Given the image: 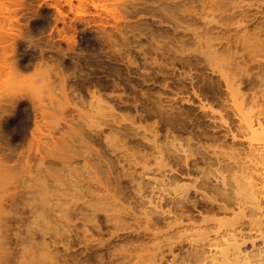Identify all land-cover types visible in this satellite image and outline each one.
<instances>
[{"label": "rangeland", "instance_id": "1", "mask_svg": "<svg viewBox=\"0 0 264 264\" xmlns=\"http://www.w3.org/2000/svg\"><path fill=\"white\" fill-rule=\"evenodd\" d=\"M118 1L120 0H0V83L9 78L10 74L6 69L15 60L17 61L18 70L25 75H29L25 79L31 78V72L34 71L36 63L39 66L44 64L45 60L49 58L55 59L57 64L53 90L46 101L29 103L25 99L0 98V264H154L151 257L157 252L155 241L153 244H151L152 242L149 244H136V240L130 234V237L126 235V238H121V240L117 239L116 241L113 238L111 240L107 230L113 231V228L107 227L104 224L103 217L100 215L98 216L102 231L100 233L104 237L101 234L93 233L94 238L97 239L92 244L90 242L92 239H90L87 242L88 245L90 243V246L87 247L88 245L83 244L81 241L82 222L71 211L80 207L83 211L89 212L92 208L101 209L105 207L111 214H123L124 211L133 206L127 203L130 201H127L117 189V175L120 185L122 187L126 185L127 188H130L129 179L124 176L125 173L116 166L115 170L108 174L105 166V162L111 156L110 146L124 152L121 148L122 143L116 139H111L109 142L102 141L99 144H94L88 140L89 130L98 129L99 125L103 129L101 121L107 116L113 114L117 120L121 121L123 119L129 121L132 117L135 118V124L139 131L150 136L155 135L157 132L159 136L155 143L159 149L139 148V150H136L130 148V145L125 147L128 152H126V156L129 158V169H135L138 173L143 171L147 176L150 174L149 177H156L162 165L158 151L165 150L169 144V139L165 137L166 130L164 129L163 118L159 114H156L157 117L154 116L152 119L143 118L145 113L142 110L145 107L154 110L153 108L156 106V99L154 100V98H156L157 94L161 93L162 99L165 96V99H163L166 101L165 103L163 101L164 105L169 100L176 102L174 107H176L175 112L177 115L179 114L178 112H181L184 114L185 119L187 118V121L191 117L190 121L193 120V122H184L186 126L187 124L189 126H187L186 131H190V128L194 127L192 124H197L198 122L199 128L204 129L205 134L209 133L208 136L206 135L208 139L205 137L204 139L201 138L199 143L194 138L188 137L185 131V133H181L182 136L178 134L180 137L177 136V144L181 142L183 143L181 145L186 146L189 143L193 145L198 142L200 145L203 144L204 146L205 144V147H207L212 143L208 147H213L214 150L217 148L218 151L220 150L219 148L223 147L219 145L226 142L225 151L224 147L220 151L225 152L224 157L231 154L235 155L233 152L237 151L242 153L240 151L242 149L243 151L246 150V143L250 140V137L245 136V134L242 137L244 131L239 125L241 124L239 122L242 118L241 114L247 117L250 115L255 117L257 111L260 113L259 110H261L260 115H264V98H261L263 97L261 95L255 98L254 79H252L251 83H247L250 80H245V83L242 81L244 84H241V86L236 82L235 86H233L235 88L232 89H237V84L241 88L236 91H230L232 89H226V85L220 79V81L218 80V76H215L216 72H211L203 57H200L198 53L184 57L195 61H191L193 62L192 66L195 64L193 67L187 64L182 65L177 59L176 62L174 59L172 61H174L175 65L172 68L170 61L166 59L173 56L172 52L168 51L164 54L155 52L147 36L141 33L137 35V30L132 31L130 27H132L133 23L138 25L136 21L139 22L138 18L141 20L142 17L140 16L142 15L143 22L149 21L151 24L153 18L151 17V21L149 20L150 14L147 10L153 7L152 4L156 0L154 2L153 0H142L147 4L152 1V4L148 5V7L152 6L149 9L146 6L147 4L144 3V5L143 2H140L141 0H136V3L140 2L143 5L141 7L139 6L140 3H138V5L132 6L134 9L135 7H137L136 9L147 8V12L145 9H141L142 13L144 11L145 14L139 12L138 15L137 12L136 15L134 14L135 11L134 9V12L132 11V7L127 0L124 2L125 5L123 7L125 6V8L123 12L127 9V3L132 13L126 12L127 10L123 13L119 5L122 1L119 3ZM261 1L263 6L260 3L258 4V2H255V6L258 5L259 8L264 9V0ZM133 3L135 4V0ZM133 3L131 4L133 5ZM154 5L156 6L157 3ZM130 13L134 15L133 18L131 17L133 15L129 16ZM129 21L131 23L133 21V23L130 24ZM119 22L130 24L131 32L128 31V25L124 23L123 25H125L127 32H125L126 29L123 26L124 29H119L122 25ZM119 30L121 31L119 32ZM261 34L258 33L259 36ZM29 36L38 39V43L42 46L41 51L40 49L28 47L24 38ZM261 38L264 40V35H261ZM143 53L145 54L144 57ZM260 54V57L257 56L258 60H261L264 64V52ZM154 56L159 58L157 59L158 61L161 59L160 63L162 64L157 61L159 64H156V62L154 65L152 60ZM246 56H244L245 59ZM148 58H151L152 61L149 62L150 59ZM226 58L225 60H219L218 66H226L225 68L228 71L227 65L231 59H228L229 57ZM162 59L166 61L164 62ZM167 61L168 63H166ZM246 62L249 67L255 65L254 58L253 62L247 59ZM165 63L166 65L169 64L170 67L168 65L165 66ZM173 71L174 73L172 74L174 75H171ZM251 72L255 74V69ZM171 78L174 81L176 78L178 81L176 80L177 82L172 83ZM164 79L169 83V90H163L160 87ZM177 86H185L186 89L188 86L187 92L189 94L184 91L182 92L183 94L178 91V94ZM228 91L230 92L228 93ZM196 92L198 95H196ZM177 94L179 99L178 97L174 98ZM186 96H189L195 104L194 102L187 103L185 98H189ZM118 97L122 99V102L127 101V105H134L132 103L135 101V105L138 104V109H131L130 105L129 108L123 109L125 110L123 111ZM141 107L143 108L142 110ZM111 108H116L117 110ZM205 110L206 112H204ZM255 110H257L256 113ZM138 112L142 115V121L138 119ZM134 114L135 117H133ZM228 117L229 119H227ZM237 117H240V119L238 120ZM161 121L163 125L160 124ZM213 121L216 124L218 123L219 127L221 124L223 125L221 127L225 132L226 138L219 135L222 129L217 127V125L215 126ZM213 124L215 127L211 128L210 125L213 127ZM227 126L231 131L229 132L230 136H228L229 129ZM216 127L218 132L213 131ZM211 129L214 133H210ZM216 132L217 137L220 136L226 139L223 140L225 142L222 141L221 144H218V147L217 143L222 138L219 137L218 141L215 136ZM210 135L215 136L217 140L211 139ZM232 136L236 139L234 138L233 140ZM190 140L192 141L190 142ZM214 144L216 145L215 147L212 146ZM230 147L234 150L232 149V151ZM70 149L78 155L77 161L73 163L72 168L67 165ZM207 149L210 150V148ZM125 168H128V166L125 165ZM69 173L78 176L80 179L93 178L97 184L95 190L97 193L96 198L98 199L82 198L81 200H76V198H73L70 202L72 201L76 205L69 208L66 202L69 197H59L57 205L59 216L57 214L58 217L51 223L46 209V202L53 190L52 180L57 181L54 193H58V189L62 187V181L69 177ZM129 188L125 192L131 196ZM25 190L30 191V195L27 198L22 195ZM13 195L16 196L15 202L10 203L8 198ZM64 215H68L71 220L69 229L71 233L68 239L64 232L66 225ZM21 216L24 218L22 223H17L19 222L18 218H21ZM13 217H16L15 220L17 219L18 221L16 222ZM142 225H140L141 228H143ZM210 227L212 228L210 229ZM210 227L208 231L212 234L215 231H221L226 226L210 225ZM249 229L246 227L245 232H248L249 239H253L255 243V231H250ZM186 233L190 236L194 234L193 230H188ZM100 238L104 244H102L103 246L99 244L100 247L98 249L96 245L99 240L101 241ZM190 238L191 240L196 239L194 236ZM105 239H108L106 243ZM107 243H110V245ZM248 244L243 248L250 249V244ZM84 245L89 249L86 252L84 251ZM91 245L93 246L91 247ZM103 247H108V249L106 250ZM222 247H219V249ZM90 248H95L99 251L92 253ZM81 251L87 254H82L86 257H81ZM98 255H101L99 261ZM100 258H103V260Z\"/></svg>", "mask_w": 264, "mask_h": 264}, {"label": "bare ground", "instance_id": "2", "mask_svg": "<svg viewBox=\"0 0 264 264\" xmlns=\"http://www.w3.org/2000/svg\"><path fill=\"white\" fill-rule=\"evenodd\" d=\"M120 1H118V3L120 2L119 5L121 6L120 8L123 12V9L125 8L123 5H125L124 2H126V0ZM127 1L131 7L143 2L142 0H139L140 2L136 3L135 0L134 4V0L132 2L131 0ZM154 1L155 0H153V2ZM256 1L257 0H156V6L154 5L155 3L152 4V1H150L153 5V7L151 6L152 8L148 7L150 3L147 4L143 2V4H147L146 6L148 9H151L147 10L146 7L143 9H136L137 7H135V10L132 7V11L134 9L135 15L136 12L137 15L139 12L142 13V10L144 9L145 11H149V20L153 18L152 21L154 26L152 25L151 20V24L147 21L148 18L146 20L147 22H143L142 14H145L144 11L142 14L140 13L142 15L140 16L142 17L141 20L138 18L140 23L136 21L138 25L136 23L134 24L133 21L132 27H130V24H132L130 21V24H127L128 21L126 24L124 22L123 23L128 25V27L126 26L127 28H132V31L137 30V35H140L139 33H141L144 36H147L148 41L153 46L155 52H159L160 54H164L168 51L172 52L173 56L171 58H166L170 61L169 63L171 67L175 65L173 62H176V59L182 65L187 64L188 66L193 67L195 64L192 66V63L195 61L184 57L198 53L200 57H203L211 72H216L215 76H218V80L220 79L226 85V89L230 90L235 88L233 86H235L234 84L236 82H238L239 86H241V84H244L247 80H250L247 83H251L252 79H254L255 98L260 95L263 96L261 98H264V64L261 60H258V57H260L259 55H261L260 53L264 52V40L261 38V35H264V9L259 8L258 5L255 6L257 2L263 6L261 4L263 1ZM131 3H133V5ZM143 4L140 3L139 6L142 7ZM126 6L127 9H125V11L127 10L126 12H131L127 3ZM131 13L129 16L133 15ZM126 15L128 14L126 13ZM131 17L133 18L134 15ZM115 23L117 22L115 21ZM123 23H120V25L122 24L120 27L123 26L125 28ZM117 25L119 26V24ZM120 27L119 29H124L123 27ZM130 28L128 29L129 32H131ZM120 31L121 30H119V32ZM125 32H127V29ZM258 33L262 34L259 36ZM245 51L247 52V56ZM144 56L145 54L143 57ZM244 56H246V59L250 62H253L254 58L255 67H249L247 64L248 61L246 62ZM226 57L231 59L230 63H227L228 65L225 64L228 66V71L225 68L226 66H218V61L225 60L227 59ZM148 59H150V61L148 60L149 62L153 60V64L155 65L158 61L157 59L159 58L154 56L152 57V60L151 58ZM163 61L165 62L166 60ZM158 62L160 63L161 59ZM158 62L156 64H159ZM166 63H168V61ZM166 63L165 66H169V64L166 65ZM150 64L153 65L152 63ZM254 69L255 74L251 72ZM172 73H174V71L171 72V75H174ZM172 79L173 78H171L172 83L177 80L176 78L175 81ZM242 81L244 83H242ZM181 82L183 81L181 80ZM168 84V81L164 79L161 82L160 87L163 90H167L169 88ZM237 85L236 88L240 89L241 87ZM185 86H177V93L178 91L180 94L183 91L187 92L188 86L187 89ZM237 89L234 90L236 91ZM234 90L232 89L230 91ZM230 91H228V93ZM178 94L177 96H174V98L178 97ZM161 95L162 94L159 93L156 98H154V100L156 99V106H153L154 110L147 107L143 109L141 107V110L143 109L142 111L145 113L143 118L152 119L154 116L157 117L156 114H159V116L163 118L162 121L165 127L164 129L166 130L165 137H167L166 139H169V144L166 146L165 150L158 151L162 165L159 169L158 176L156 177H149L150 174L147 176L143 171L138 173L135 169H129V158L126 156L127 150L125 147L130 145V148L136 150H139V148H158V145L155 143L157 137L159 136L156 132L157 129L155 130L156 134L150 136L139 131L135 124V118L129 117V121L127 119H123L121 121L117 120L112 114L101 121L103 129H101L99 125L98 129L89 130L88 140L94 144H99L102 141L109 142L111 139H116L122 143L121 148L125 153L119 151V149H116L113 146H110L111 156L105 162V166L108 174H111V172L115 170L116 166H118L121 171L125 173L124 176L129 179L128 183L130 188H128L131 196H129V193L125 192L128 190L127 186L123 184L124 187H122L120 185L118 175L116 176L117 189L118 192L121 193L125 199H127V201H130L127 203L132 204L133 206L124 211L123 214H111L105 207H102L101 209L92 208L89 212L83 211L80 207L72 209L71 211L74 212V216L82 222L81 241L83 244L88 245L87 242H89L90 239H92L90 241L91 244L97 239L94 238L93 233L101 234L102 236V233H100L101 223L98 221V216L100 215L103 217L104 224H106L109 228H113V231L107 230L110 234V239L113 238L117 241V239L121 240V238H126L125 236H129L130 234L136 240V244H149L151 242V244H153L155 241L157 252L153 255V257H151L154 264H264V113L262 114L263 116H261V110H259L260 113L255 110V113L257 111L255 117L252 115L247 117L244 114H241L242 120L240 117H237L238 120L240 119L239 122L241 124L239 125L243 129L242 131H244L242 137H244L245 134V136L247 135L250 137V140L247 141V143L245 142L247 144V146H245V151H243V149H240L241 151L239 150L244 155L237 151L238 153L233 152L235 155H230L229 152L230 156L224 157L223 155L225 154L224 151L226 149L224 146H226V142L223 140H226V137L225 132L221 127L223 126L222 124L220 128L219 125H217L218 123L216 124L214 123L215 120L213 121L215 126L217 125V127L222 129L220 130L221 134L219 133V135H222L225 138L219 136L222 138L221 141H219L220 138L217 137L218 128L216 127L213 131H217L215 133V136L219 141V143H217V147L218 144L222 143V141L225 142L224 144L222 143L223 145H219L220 147H224V151L220 152L223 147L219 148L220 150L218 151L217 148L214 150L213 147H208L212 143L207 147H205V144L204 146L203 144L200 145V139H204V137L208 139L207 136L209 133L207 132L208 134H205L204 129L199 128L200 125H198L196 120L197 124H192L194 125L192 128L195 129L192 130V128H190V131H186L189 126L187 124V127L185 123H188L191 117L187 121V118L185 119L184 114L181 112H178L179 114L177 115L175 112L176 107H174L176 102H171L166 97V99L169 100V104L167 102L168 105H164L166 102L163 100L165 99V96L162 99ZM196 95H198L197 92ZM187 98H189V96ZM118 99L120 100L119 103H121V106H119L122 107V110L129 108L131 105H127V101L122 102L120 97H118ZM145 99L147 100L146 97ZM185 101L187 103L194 102L191 101L190 98H185ZM132 104L134 105H131V109H136L138 104L135 105V101ZM204 112H206V110ZM139 113L140 112H138V119H141L142 121V115ZM133 117H135V114ZM227 119H229V117ZM162 121L160 124H162ZM190 122H193V120ZM214 124L213 127L211 125L210 127L214 128ZM185 131L188 134V137L190 136L194 138L199 143L197 142L193 145L187 143L188 145L186 146L181 145L183 144L181 142L180 144H177L176 140L178 134L182 136L181 133H185ZM213 131L211 129L210 133ZM229 132H231L230 129L228 133ZM210 136L211 139L217 140L215 136ZM228 136H230V133ZM233 136L231 138L234 140L235 137ZM192 140H190V142ZM212 146L215 147L216 145L214 144ZM207 148H210V150ZM230 149L232 150L233 148L230 147ZM69 152L70 154L67 158V165L69 168H72L73 163L77 161L78 155L73 152L72 149H70ZM125 165L128 166V168H125ZM56 182V180H52L53 190L46 202V209L49 213L48 216L51 223L59 216L57 208L59 197H69L68 201H66L69 208L76 205V203L72 201L70 202L73 198H76V200H81L82 198H90V200L98 199L96 198L97 193L95 190L97 184L93 178L87 177L80 179L78 176H74L69 173V177L62 181V187L58 189V193H54L56 190ZM63 184H65V186H63ZM22 195L27 198L30 195V191L25 190ZM15 199L16 196L13 195L8 198V201L13 203L15 202ZM29 210L32 212L31 209ZM15 218L13 217L14 220ZM23 219L24 218L21 216V218H18L19 222H17V219L15 221L17 223H22ZM64 219H66L64 232L68 239L70 237L69 234L71 233L69 230L71 227V220L68 215H64ZM140 225H142L143 228H141ZM210 225H223L226 227H224L221 231H212L213 233L211 234L210 231H208ZM246 227L250 228V231H255V243L253 239H249L248 232H245ZM211 228L212 227H210V229ZM188 230H193L194 234H191L192 236L188 235V233H186ZM43 234L45 236V232ZM193 236L196 237L195 240H191L190 237ZM107 240L105 239V243ZM81 241L80 243H82ZM101 241L99 240V242H97L98 246L96 245V247H98V249L100 247L99 244H104L102 239ZM247 243L250 244V249L243 248ZM107 244L110 245V243ZM86 245L83 246L85 248V252L88 249L87 247L90 246V243L87 247H85ZM92 246L93 245H91V247ZM221 246L223 247L219 249ZM103 248L106 250L108 249V247ZM97 250L92 248L90 251H92V253H97ZM84 251H81V257H86L85 255H82ZM100 256L98 255L97 257L98 261ZM101 260H103V258Z\"/></svg>", "mask_w": 264, "mask_h": 264}, {"label": "clouds", "instance_id": "3", "mask_svg": "<svg viewBox=\"0 0 264 264\" xmlns=\"http://www.w3.org/2000/svg\"><path fill=\"white\" fill-rule=\"evenodd\" d=\"M30 48L40 49L41 45L38 39L32 36L24 38ZM44 64L38 63L34 65V71L31 72V78L25 79V75L17 68V61L15 60L11 66L6 69L10 74L9 78L0 83V98L5 99H25L29 103L46 101L50 92L53 90V83L57 71V64L55 59H46Z\"/></svg>", "mask_w": 264, "mask_h": 264}]
</instances>
